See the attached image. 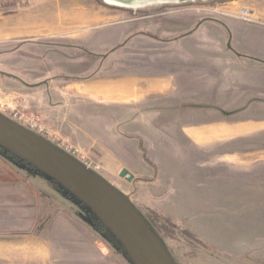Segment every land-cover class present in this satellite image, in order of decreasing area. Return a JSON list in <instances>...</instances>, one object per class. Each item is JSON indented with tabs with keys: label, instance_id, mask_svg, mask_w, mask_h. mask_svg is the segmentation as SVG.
Segmentation results:
<instances>
[{
	"label": "rangeland",
	"instance_id": "rangeland-1",
	"mask_svg": "<svg viewBox=\"0 0 264 264\" xmlns=\"http://www.w3.org/2000/svg\"><path fill=\"white\" fill-rule=\"evenodd\" d=\"M135 14H161L169 26L178 19L173 23L182 26L184 33L198 27L197 34L205 36L200 42L186 40L183 58L149 60L144 56L156 50L141 49L136 51L139 57L135 65L139 70H175L183 65L189 80L193 76L190 72L199 77L201 89L198 99L185 96L176 107L171 101L173 92L163 94L143 87L136 98L120 106L121 121L130 120L131 130L117 132L130 153L105 168V179L149 219L177 264H252L246 256L255 260L264 257V233L257 238L241 233L238 215L246 209L241 191L254 187L258 177H248L246 169L256 161L264 164V122L243 121L264 118V0L194 1L136 10L109 6L102 0H0V53L13 57L15 51H21L29 63L38 59L40 65L53 71L60 85L122 76L110 67L112 56L101 66L92 40L122 17ZM125 51L119 55L132 52V45ZM123 59L124 64L129 63ZM208 84L212 89L205 91ZM259 85L263 97L256 98ZM0 89L4 114L33 118L42 133L47 132L27 99L7 97L1 83ZM257 131V136H241ZM54 140L75 156L101 165L102 152L93 139L80 147L71 144L69 137ZM235 158L242 159L244 166ZM121 168L132 172L134 180L120 178ZM103 172L101 167L97 173ZM51 185L72 201L66 203L76 224L85 227L100 254L131 264L85 205Z\"/></svg>",
	"mask_w": 264,
	"mask_h": 264
},
{
	"label": "crops",
	"instance_id": "crops-1",
	"mask_svg": "<svg viewBox=\"0 0 264 264\" xmlns=\"http://www.w3.org/2000/svg\"><path fill=\"white\" fill-rule=\"evenodd\" d=\"M165 18L161 14L122 17L92 40L95 48L102 49L94 51L97 59H101V66L112 56L110 67L122 76L60 85L49 67L40 65L39 60L34 58L29 63L24 53L15 51L13 57L0 53V83L4 85L7 97L27 99L47 131L41 133L47 141L56 143L54 138L69 137V142L76 147L90 139L97 142L102 152L99 162L104 170L99 175L106 180L105 168L111 167L114 160H124L122 154L130 153L120 143V133L117 132L123 128L131 130L127 124L130 120L125 118L121 121L120 106L128 104L126 101L131 97L136 98L143 87L163 94L173 92L171 101L176 107L183 103L185 96L198 99L201 89L199 77H194L195 73L190 72L193 76L189 80V73H185L183 65L175 70H139L135 65L139 57L137 52L141 49L156 50L154 54L144 56L149 60H167L169 56L183 58L186 40L200 42L205 36L203 33L197 34L198 27H191L184 33L182 26L173 23L178 19H174L176 21L169 26V20ZM131 45L132 52L119 55ZM123 58H127L129 63L124 64ZM132 58L135 59L134 64H130ZM209 87L208 84L204 90H210ZM261 87L256 86V98L257 95L263 97V93L258 91ZM180 120L183 121L182 114ZM243 121L262 123L264 118H246ZM259 132L241 136H257ZM238 163L244 166L242 159ZM261 165L264 164L259 165L256 161L252 168L246 169L248 177L258 175L255 178L257 182L254 187L241 191L246 198V209L238 215L242 223L241 233L250 238L252 234L257 238L259 233H264V170ZM212 200H217L216 193H213ZM66 202L72 201L66 200L33 168L0 148V264H120L118 260L98 252L85 227L76 224L70 204ZM41 224L42 227L38 229ZM246 258L252 264L264 263V257H258V260Z\"/></svg>",
	"mask_w": 264,
	"mask_h": 264
},
{
	"label": "water",
	"instance_id": "water-1",
	"mask_svg": "<svg viewBox=\"0 0 264 264\" xmlns=\"http://www.w3.org/2000/svg\"><path fill=\"white\" fill-rule=\"evenodd\" d=\"M123 9L182 5L207 0H102ZM0 148L52 180L65 195L85 205L92 218L109 232L131 264H177L148 220L98 173L42 135L0 112ZM128 182L134 174L121 168Z\"/></svg>",
	"mask_w": 264,
	"mask_h": 264
},
{
	"label": "built area",
	"instance_id": "built-area-1",
	"mask_svg": "<svg viewBox=\"0 0 264 264\" xmlns=\"http://www.w3.org/2000/svg\"><path fill=\"white\" fill-rule=\"evenodd\" d=\"M2 94V89H0V95ZM1 108V107H0ZM0 112H2L0 110ZM3 113V112H2ZM4 114V113H3ZM6 115V114H5ZM11 119L15 120L16 122L38 132V133H42V127L40 124H38V122L33 119V118H29V117H25L23 114H18V113H13L10 116ZM67 152H69L70 154H72L73 156H75L76 154H74L73 152H70L68 149H64ZM76 158H78L86 167L92 169L95 172L100 171L101 169V165L98 164H92L90 160L85 159L84 157H80L79 156H75Z\"/></svg>",
	"mask_w": 264,
	"mask_h": 264
},
{
	"label": "trees",
	"instance_id": "trees-1",
	"mask_svg": "<svg viewBox=\"0 0 264 264\" xmlns=\"http://www.w3.org/2000/svg\"><path fill=\"white\" fill-rule=\"evenodd\" d=\"M49 182L57 186V184H56L54 181H52V180H49ZM57 188H58V187H57ZM58 189H59V188H58ZM146 219L148 220V222H149V224H150V221H149V219H148V218H146ZM95 221H96V223L99 225V227H101V225L98 223V221H97V220H95ZM42 225H43V224L39 225V226H38V229H40V228L42 227ZM150 225H151V224H150ZM151 227L153 228V226H152V225H151ZM153 229H154V228H153ZM154 231L156 232V230H155V229H154Z\"/></svg>",
	"mask_w": 264,
	"mask_h": 264
},
{
	"label": "bare ground",
	"instance_id": "bare-ground-1",
	"mask_svg": "<svg viewBox=\"0 0 264 264\" xmlns=\"http://www.w3.org/2000/svg\"><path fill=\"white\" fill-rule=\"evenodd\" d=\"M243 11H245V10H243Z\"/></svg>",
	"mask_w": 264,
	"mask_h": 264
}]
</instances>
